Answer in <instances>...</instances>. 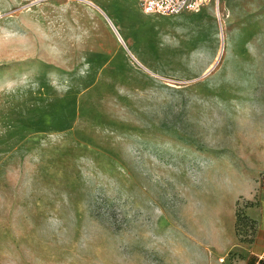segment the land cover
Instances as JSON below:
<instances>
[{"label": "rangeland", "instance_id": "374dc122", "mask_svg": "<svg viewBox=\"0 0 264 264\" xmlns=\"http://www.w3.org/2000/svg\"><path fill=\"white\" fill-rule=\"evenodd\" d=\"M263 170L264 0H0V264H244Z\"/></svg>", "mask_w": 264, "mask_h": 264}, {"label": "built area", "instance_id": "2783aa9c", "mask_svg": "<svg viewBox=\"0 0 264 264\" xmlns=\"http://www.w3.org/2000/svg\"><path fill=\"white\" fill-rule=\"evenodd\" d=\"M211 0H140L142 11L146 14L173 15L184 11H197ZM264 184V170L261 174Z\"/></svg>", "mask_w": 264, "mask_h": 264}, {"label": "crops", "instance_id": "0c3cea01", "mask_svg": "<svg viewBox=\"0 0 264 264\" xmlns=\"http://www.w3.org/2000/svg\"><path fill=\"white\" fill-rule=\"evenodd\" d=\"M248 216L256 224L257 230L253 250H249L245 256L244 264H264V184L259 192V202L249 208Z\"/></svg>", "mask_w": 264, "mask_h": 264}, {"label": "bare ground", "instance_id": "6f19581e", "mask_svg": "<svg viewBox=\"0 0 264 264\" xmlns=\"http://www.w3.org/2000/svg\"><path fill=\"white\" fill-rule=\"evenodd\" d=\"M111 23V21H110ZM115 33L118 35V37L120 38V40L125 44V38L123 37L122 33L120 32V30L118 29V27L114 24V23H111Z\"/></svg>", "mask_w": 264, "mask_h": 264}, {"label": "water", "instance_id": "95a60500", "mask_svg": "<svg viewBox=\"0 0 264 264\" xmlns=\"http://www.w3.org/2000/svg\"><path fill=\"white\" fill-rule=\"evenodd\" d=\"M224 42V41H223Z\"/></svg>", "mask_w": 264, "mask_h": 264}]
</instances>
